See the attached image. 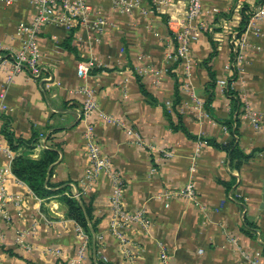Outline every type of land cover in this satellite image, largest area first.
Masks as SVG:
<instances>
[{
    "label": "crops",
    "instance_id": "1",
    "mask_svg": "<svg viewBox=\"0 0 264 264\" xmlns=\"http://www.w3.org/2000/svg\"><path fill=\"white\" fill-rule=\"evenodd\" d=\"M87 1L92 12L105 18L102 30L44 24L37 37L38 79L22 68L6 85L8 56L20 44L14 27L31 19L32 4L0 0V58L7 61L0 69V145H7L3 126L14 138L37 133L29 156L54 150L57 157L48 182L52 190L64 188L38 198L13 174L5 175L8 194L22 201L17 206L8 202L0 212V264H159L157 242L165 248L167 264H248L251 257L264 264L263 22L257 24L258 35L246 31L235 63L229 29L216 28L235 2L200 0L201 12L192 22L197 37L184 58L174 61L168 59L174 41L165 15L148 10L144 2V14H123L107 0ZM182 8L183 0H175L168 10L175 16ZM89 62L88 73L77 76V67ZM220 79H225L227 92L217 85ZM83 87L91 91L97 106L86 115L81 113ZM98 111L110 114L116 123L103 122ZM247 111L257 114V129L250 126ZM86 124L122 179L124 208L143 209L150 220L145 230L131 225L124 245L108 230L110 179L101 173L84 177ZM200 136L220 144L233 136L236 149L231 159L224 150L198 145ZM25 151L20 145L11 150V158ZM9 160L0 151V167L9 170ZM188 179L194 184V201L163 195L180 189ZM62 194H77L74 198L87 208L83 222L92 232L84 245L76 231L80 225L66 216L65 206L54 197ZM32 221L35 232L24 238L30 244L25 250L15 236Z\"/></svg>",
    "mask_w": 264,
    "mask_h": 264
},
{
    "label": "built area",
    "instance_id": "2",
    "mask_svg": "<svg viewBox=\"0 0 264 264\" xmlns=\"http://www.w3.org/2000/svg\"><path fill=\"white\" fill-rule=\"evenodd\" d=\"M11 0H3L4 4H9ZM109 5L119 13L132 14L133 12H140L144 14L146 9L150 8L154 11H158L160 14L165 15L166 24L169 28L171 37L174 41V51L168 55V59L179 61L183 59L188 51V47L193 42L198 34V29L192 22L198 17L201 12L202 4L200 0H183V8L181 12L172 16V13L168 8L172 6L175 0H107ZM232 1V0H224ZM144 2V3H143ZM235 2L232 8V15L227 23L230 24L226 30L228 31V41L232 52L234 53L235 63L241 58V50L244 46L246 31L250 32L254 36L259 34L258 22L262 21L264 26V0L257 2V0H233ZM32 4V16L27 22H18L14 27V35L19 37L20 44L19 48L9 54V67L8 74L6 76L4 84L7 85L11 80V76L19 72L22 68L26 69L29 76L32 79H38L40 75V66L38 64L39 52L37 45V37L40 28L44 24H63L66 29H69L72 25L77 24L80 26L92 27L97 32L102 30L105 25V18L103 15L95 10L92 12V6L87 0H31ZM243 5L246 6L243 13L246 16V21L243 25V31L238 32L239 24L238 17L240 16L239 10ZM233 13L237 14V19H233ZM240 19V18H239ZM225 19L220 18V23ZM235 21V22H234ZM233 22V23H232ZM235 24V27H232ZM224 25V24H223ZM224 27V26H223ZM264 29V27H263ZM5 58H0V69L6 64ZM91 63L80 64L76 69L77 76H83L88 73V69ZM186 68V67H185ZM47 78L46 80H48ZM217 85L225 92L226 81L220 79L217 81ZM84 95L81 103V113L83 115L97 111L96 103L93 99L92 93L87 88L83 87L79 90ZM191 97L192 94L190 93ZM1 97V94H0ZM199 106V103L196 102ZM98 116L105 123H116V119L110 114L98 111ZM246 117L250 126L253 129L259 127V120L256 113L246 112ZM132 132L131 130H127ZM136 141L139 140L136 133H134ZM198 145L205 144L204 140L196 139ZM82 143L83 148L88 160V164L84 169V177L91 179L97 176L99 173L103 174L106 178L111 181V190L108 197L110 206V216L108 221L109 233L116 239L120 244L124 245L128 242L126 239V230L131 225L137 224L139 227L145 230L150 225V220L145 214L143 209L137 210H126L122 202V188L123 182L120 176L111 168L109 161L105 154H103L95 140L93 134V128L90 124H86L82 131ZM0 151L4 152L6 158H11V150L0 145ZM164 156H168L169 153L166 150H162ZM9 160V161H10ZM190 173L194 172L193 165L188 167ZM10 172V168L0 167V212L3 206L11 202L13 205H19L22 201V197L19 195L8 194L5 188V175ZM11 173V172H10ZM12 174V173H11ZM14 176V175H13ZM14 179L18 183H22L21 180L14 176ZM24 183V182H23ZM164 196L176 195L181 198L189 199L194 201L195 189L192 179H188L180 189L178 190H167L163 193ZM74 194V197H77ZM166 207L167 204L164 203ZM36 223L30 222L27 226L20 228L15 236V242L25 250L30 249V244L24 242V238L29 234L35 232ZM76 231L84 239L86 244L87 237L77 226ZM83 245L77 250V256L75 260L81 256ZM158 249V260L159 264H167L168 255L165 248L160 242H157ZM52 254H57V250H48ZM95 262H101L100 258H96ZM259 260L257 257H251L248 259V264H258Z\"/></svg>",
    "mask_w": 264,
    "mask_h": 264
},
{
    "label": "trees",
    "instance_id": "3",
    "mask_svg": "<svg viewBox=\"0 0 264 264\" xmlns=\"http://www.w3.org/2000/svg\"><path fill=\"white\" fill-rule=\"evenodd\" d=\"M262 0H257L260 2ZM245 5L240 8V23L238 27V32L243 31V25L246 21V16L243 13ZM227 92V87L225 88ZM231 96V93H228ZM4 117V116H2ZM227 129V127H225ZM234 129L230 128V135H233L232 132ZM1 134L6 140V144L10 150H16L18 146H24L26 149L25 152L18 153L13 156L10 160V172L19 180L24 182L27 187L32 191V193L38 198H44L49 195L57 194L63 191L64 188L50 189L53 185L48 182V177L51 170V164L55 161L57 153L52 149H43L39 156L32 158L29 156L28 151L32 148L33 143L37 139V133L33 132L31 137L28 139L23 138H14L13 134L5 129V126L1 129ZM205 144L211 145L217 149L224 150L228 157L231 159V155L235 152V138L232 136L231 140L227 143H216L212 140L204 139ZM242 156V155H241ZM59 200L63 203L66 208V216L74 220L78 225H80L81 231L91 237V230H87L83 222V212L87 214V208H83L79 199L74 198L72 195H65L59 197ZM83 228H82V227Z\"/></svg>",
    "mask_w": 264,
    "mask_h": 264
},
{
    "label": "rangeland",
    "instance_id": "4",
    "mask_svg": "<svg viewBox=\"0 0 264 264\" xmlns=\"http://www.w3.org/2000/svg\"><path fill=\"white\" fill-rule=\"evenodd\" d=\"M230 3H231V1H230ZM232 15V7H229V9H228V11H227V14L224 16V21L223 22H221L220 24H219V26L218 27H216L217 28V30H224V31H226V29H227V27L230 25V24H228L227 23V20H229L230 19V16ZM224 24V25H223ZM224 26V27H223ZM211 32V38H213V34H212V31H210ZM198 140H202V138H201V136L199 137V138H197ZM62 196H65V194H62V195H57V196H54V197H62Z\"/></svg>",
    "mask_w": 264,
    "mask_h": 264
},
{
    "label": "bare ground",
    "instance_id": "5",
    "mask_svg": "<svg viewBox=\"0 0 264 264\" xmlns=\"http://www.w3.org/2000/svg\"><path fill=\"white\" fill-rule=\"evenodd\" d=\"M233 19H235V20L237 19V14L236 13H233Z\"/></svg>",
    "mask_w": 264,
    "mask_h": 264
}]
</instances>
